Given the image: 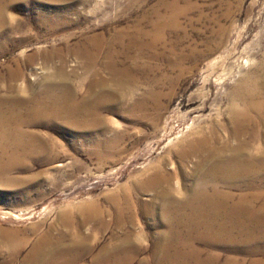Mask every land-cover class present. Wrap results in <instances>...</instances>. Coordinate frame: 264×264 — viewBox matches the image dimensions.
I'll return each mask as SVG.
<instances>
[{
  "label": "rangeland",
  "instance_id": "1",
  "mask_svg": "<svg viewBox=\"0 0 264 264\" xmlns=\"http://www.w3.org/2000/svg\"><path fill=\"white\" fill-rule=\"evenodd\" d=\"M0 3L4 14L6 11V18L0 24L1 76L6 78L16 68L15 60H22L20 74L12 83L16 92L0 89L3 99L42 93L46 85L58 81L53 68L60 64V59L53 57L45 61L40 55L42 51L57 48L65 55L64 69L78 89L77 100L80 101L89 92L90 78L88 75L82 78L85 60L75 54L74 49L88 45L94 36L100 37L106 45L120 32L125 33L120 42L114 43L112 51L122 53L115 58L119 67L134 69V80L126 98L123 95L119 103L104 112L110 124L107 130L97 128L92 134L82 133L74 138L67 133L56 135L46 122L27 128L54 137L60 147L48 160L37 156L24 159L10 173L0 175V264H24L34 245L48 234L53 240L58 239L55 251L47 252L50 253L47 261L53 264L66 260L63 248L68 254L75 252L71 242L82 234L89 235L95 244L84 264H94V258L100 257L104 246L119 243L129 233L138 236L134 237L137 259L133 264H155L169 247L176 251L177 245L185 242L178 236L172 237L178 230L186 232L179 227L188 221L184 217L189 212L184 206L178 211L179 217L168 222L161 217L171 209L162 207L154 191L133 193L135 221L120 227L114 222L110 197L131 192V185L144 180L148 176L145 171L159 165L170 147L193 139L194 136L188 135L194 129L208 131L212 118L218 115L225 118L229 90L241 79L251 72L263 75L264 0H0ZM48 11L50 14L68 11L70 24L50 30L42 17ZM173 11H185L178 17L179 26L168 25L160 28L161 32L154 28L159 18L169 19ZM147 33L157 43L155 51L166 52L167 58L154 60L153 51L140 49V44L151 41ZM135 39L138 44L133 43ZM191 50L203 56L197 64L188 60L184 64L186 72L180 75L171 68L168 58L177 59ZM104 56L100 58L102 64L107 61ZM107 72L105 68L100 70L102 78L108 81ZM108 84L112 88L110 81ZM97 89L93 88V92ZM153 95L161 97L160 109L152 100ZM143 106L145 111L141 109ZM168 158L174 176L173 189L181 199L195 181L183 179L179 174L176 156ZM192 160L186 161V169ZM236 192L263 195L264 189ZM139 202L147 205V215L140 213ZM95 203L106 212L104 219L110 223L107 228L101 229L96 221H91L79 229L74 223L66 225L58 219L61 212ZM262 205L263 202H257L253 207L261 214L264 213ZM217 209L210 208L211 212ZM170 228L174 233L167 234ZM196 243L205 251L203 258L206 259V242L202 239ZM159 244L164 250L156 254ZM230 244L225 248L232 250L237 242ZM255 247L263 252L264 239H257ZM230 250L222 253L221 261L229 257L243 261L244 254ZM253 260L264 261V255L246 258L243 264Z\"/></svg>",
  "mask_w": 264,
  "mask_h": 264
},
{
  "label": "bare ground",
  "instance_id": "2",
  "mask_svg": "<svg viewBox=\"0 0 264 264\" xmlns=\"http://www.w3.org/2000/svg\"><path fill=\"white\" fill-rule=\"evenodd\" d=\"M49 12H46L42 17L50 30H57L58 26L70 24L71 19L68 11H53L55 14ZM184 12L173 11L169 19L159 18L154 28L161 32L165 26H179L178 17ZM5 14L0 5L1 25V22L6 18ZM125 35V33L120 32L106 45H104L106 42L102 44L100 37L94 36L89 39L88 45L86 43V45H80L74 49V53L85 60V71L82 78H85L86 75L90 78L89 92L80 101L77 100L78 89L73 86L72 81L70 82V75L64 69L65 55H62L61 49L53 48L49 51L40 52L45 61L53 57L60 59V64L53 68L54 76L58 81L46 85L42 93H33L28 97H18L17 95L13 96V99L0 97V175L10 173L24 159L37 156L48 160L56 154L60 144L54 137L27 129L39 122H46L56 135L67 133L74 138L80 137L82 133L92 134L97 128L103 131L110 127L104 112L111 110L112 104L119 103L123 95L126 98V93L130 92L127 89L131 87L134 80L132 75L134 69L119 67L115 62V58L122 53L112 51L114 43L120 42L119 40H122ZM147 36L151 38V41L140 44V49L153 51L151 58L154 60L167 58L166 52L155 51L157 43L153 36L148 33ZM137 42L136 39L133 40L134 44H138ZM102 54L107 60L104 59L106 62L103 64L100 63ZM202 56L201 52L191 50L189 54H181L177 59H168L171 68L183 75L186 72L184 64L188 60L197 64ZM20 61L15 60L16 68L11 71L8 70L10 72L6 78L0 74V89L5 88L7 92H16L12 83L20 74ZM104 68L108 71V81L112 83V88L100 74V70ZM177 79H175L176 82ZM93 88L98 89L93 92ZM153 96L150 98L154 100V103L160 104L161 97L159 95ZM226 101L225 118L219 115L212 118L207 126L208 131L194 129L188 135L194 136L193 139L184 141V144L183 142L177 143L170 147L167 153L161 157L159 165L150 167L145 171L148 176L144 180L131 185V192L124 191L121 193L122 195L113 194L110 197V204L113 207L115 217L114 222L120 227L124 226L126 222L135 221L133 193L154 191L155 197L160 200L162 207H165L166 210L171 209L161 217L168 222L176 216L179 217L178 211L183 206L185 211L189 212L184 217L188 220L187 223L183 224L184 226H179L181 230L184 229L185 231L186 229V232L178 230L172 236H178L185 240L184 244H176L177 249L174 252L169 247L168 251L162 252L155 264H243L246 258H252L258 254L264 255V251L260 252L259 248L255 247L257 239H264V213L260 214V211L253 207L255 203L263 202L262 207L264 208V194L236 192V190L264 189V73L258 75L256 72H251L247 77L241 79L230 88ZM2 106H6V109ZM158 108L160 109V105ZM141 109L144 110V106ZM128 110L131 111L132 109L129 107ZM221 133L224 134V137L221 136ZM111 142L113 141L111 140ZM168 156L178 158L179 174L183 179L195 181L189 187V192H186V197L181 199L173 189L174 176L171 171L172 166L168 162ZM191 158H193L191 166L186 169L185 163ZM121 196L123 197L122 200L120 199ZM139 203L140 213L146 214L147 205L142 202ZM96 204L80 205L72 211L61 212L58 219L66 225L74 223L79 229L91 221H96L101 229L107 228L110 223L104 219L106 212ZM211 207L218 209L211 212ZM231 214L233 215L231 216ZM229 216L232 218L230 219ZM176 220L178 221V218ZM172 233H174L173 228L167 230V234ZM236 233L243 235L244 238L237 237ZM197 235L204 238H198ZM134 237L138 236L129 233L121 238L119 243L104 246L100 252V257H95L93 263L133 264L137 259ZM200 239H203L208 247L206 259L203 258L205 251L196 246V241H201ZM57 242L58 239L53 240L49 234L45 235L34 245L24 264H53L54 262L47 261L50 254L47 252L53 248L56 249L55 244ZM233 242L235 244L237 242L234 249L225 248L228 243ZM71 244H73L72 247L75 252L68 254L67 250L63 248L62 252H64L63 255L66 260L57 263L84 264L85 257L92 254L95 247L93 241H90L89 235L83 234L73 239ZM163 250L160 244L156 246V254H160ZM213 250L222 252H217V254ZM229 250L244 254L245 258L242 259L243 261H239L237 257H229L221 261L222 253ZM55 256L54 258L57 259L58 255ZM249 264H264V261L253 260Z\"/></svg>",
  "mask_w": 264,
  "mask_h": 264
}]
</instances>
